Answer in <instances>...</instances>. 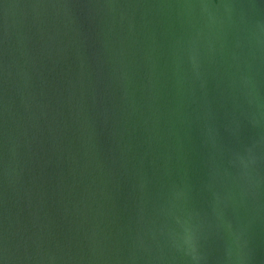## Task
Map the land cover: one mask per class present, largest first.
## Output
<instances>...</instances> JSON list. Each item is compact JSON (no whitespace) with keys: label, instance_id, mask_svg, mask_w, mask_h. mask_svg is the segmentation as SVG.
Instances as JSON below:
<instances>
[{"label":"water","instance_id":"95a60500","mask_svg":"<svg viewBox=\"0 0 264 264\" xmlns=\"http://www.w3.org/2000/svg\"><path fill=\"white\" fill-rule=\"evenodd\" d=\"M0 264H264V0H0Z\"/></svg>","mask_w":264,"mask_h":264}]
</instances>
